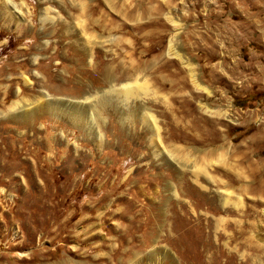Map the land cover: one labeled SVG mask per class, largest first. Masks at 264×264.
<instances>
[{
    "label": "rangeland",
    "instance_id": "obj_1",
    "mask_svg": "<svg viewBox=\"0 0 264 264\" xmlns=\"http://www.w3.org/2000/svg\"><path fill=\"white\" fill-rule=\"evenodd\" d=\"M5 1L0 264H264V0Z\"/></svg>",
    "mask_w": 264,
    "mask_h": 264
},
{
    "label": "bare ground",
    "instance_id": "obj_2",
    "mask_svg": "<svg viewBox=\"0 0 264 264\" xmlns=\"http://www.w3.org/2000/svg\"><path fill=\"white\" fill-rule=\"evenodd\" d=\"M110 1L111 0H105V2L109 5L110 4ZM5 4H7V5H9V1L8 0H6L5 1ZM77 6V5H76ZM79 8L83 11H85V7L83 6V4H81L80 3V5H79ZM53 10H51L50 8H48V7H46V8H44V10H43V12L41 13V21H43V20H45L46 18H51L52 17V15L51 16H49L48 14L49 13H51ZM54 12V11H53ZM81 12V11H80ZM85 13V12H84ZM83 13V14H84ZM81 14V13H80ZM82 15V14H81ZM81 18V17H80ZM79 20V19H78ZM79 26V25H78ZM177 29V28H176ZM175 34H176V30L174 31V33L171 35V37L168 39V41H167V47H166V50H165V56H167V57H170V56H172V57H176V58H178V59H180L182 62H185L184 60H183V57H182V55L178 52V50L177 49H175V45H174V41H173V39H174V37H175ZM94 47V46H93ZM100 47V46H99ZM155 65V64H154ZM154 68V67H153ZM191 69V68H190ZM189 69V70H190ZM192 71V70H191ZM189 75H190V80L195 84V85H198L196 82H197V80H196V76L194 75V73H189ZM115 78V77H114ZM134 80H131V81H126V82H122V84H120V85H116L115 83H113V81L111 80V78H109L108 79V83H109V85H110V91H114V93L115 92H121V93H123V94H127L128 92H130V90L131 89H133L132 87H139V88H141L142 90H143V93L142 94H144L145 92H147V83L145 82V79H144V81L142 82L141 81V83H139L138 82V80L136 79V78H133ZM199 83V82H198ZM200 85V84H199ZM196 87V86H195ZM197 89H199L198 87H197ZM144 90H145V92H144ZM106 91H108V90H106ZM95 93V92H94ZM109 93V92H108ZM135 93V92H134ZM91 94H88L87 96H85V97H83V100H81V101H78V102H75V103H71V112L68 114V111H67V113H66V115H68V117L71 119V117L75 120V121H82L83 120V115H81V110H85V108L87 109V108H89L88 106L90 105V101L91 100H93V99H95L96 98V96L94 95V96H92ZM141 96V95H140ZM139 96V97H140ZM128 97V96H127ZM142 98V97H141ZM142 100V99H141ZM72 101V100H71ZM16 104V103H15ZM143 105V104H142ZM202 106H204V108H205V105L203 104ZM14 107V106H13ZM145 108V107H144ZM203 108V109H204ZM60 109V108H59ZM207 109V108H206ZM26 110V108H23L22 109V112L21 113H23L24 111ZM70 110V109H69ZM146 110V109H145ZM146 112V111H145ZM210 112V111H209ZM71 113L74 115V117L71 115ZM216 114H218V111H216L215 112ZM89 115H90V113H89ZM145 115V114H144ZM91 116V115H90ZM218 116V115H217ZM148 120H149V122H150V124L149 125H151L152 127H156V125H155V119L153 118V116L152 115H150V114H148ZM87 122V121H86ZM85 122V123H86ZM89 123V122H88ZM157 124V123H156ZM87 125V124H86ZM159 127V126H158ZM88 128V130H89V132H92V131H97L98 129H97V127H95V128H92L91 126H88L87 127ZM157 128V127H156ZM95 134H97V132L95 133ZM159 134V133H158ZM98 138H100L99 136H98ZM153 139H155V138H153ZM157 139H159V138H157ZM159 141V140H158ZM160 144V143H159ZM157 147H158V145H156V151H157ZM167 154V153H166ZM221 155V154H220ZM168 156H172V155H168ZM221 160V159H220ZM204 161V160H203ZM210 163V162H209ZM178 165V164H177ZM180 165H182V166H184V167H190V171H191V174L193 175V179H194V181H198V176H203V177H205L206 178V180H208V179H210V177H209V175H208V172H207V170L204 168V169H202V168H200V167H198V166H195L194 164H188L187 162H184V161H182V162H180ZM210 166V165H209ZM208 167V166H207ZM8 172V171H7ZM217 194H218V196H219V198H220V203H221V205L222 206H224V205H226V204H229L230 203V201L228 202V200H230V198H229V196H228V192L226 193V192H223L222 190H217ZM219 198H218V200H219ZM231 204H232V207H234V208H237V203L236 202H231ZM218 220H220L221 221V219H218ZM60 263H62V262H60Z\"/></svg>",
    "mask_w": 264,
    "mask_h": 264
}]
</instances>
